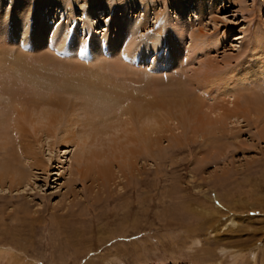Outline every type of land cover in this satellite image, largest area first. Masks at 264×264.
<instances>
[{
    "label": "rangeland",
    "instance_id": "374dc122",
    "mask_svg": "<svg viewBox=\"0 0 264 264\" xmlns=\"http://www.w3.org/2000/svg\"><path fill=\"white\" fill-rule=\"evenodd\" d=\"M200 1L203 10L191 15ZM29 3L37 12L26 19L25 37L13 11ZM181 3L186 8L179 13ZM0 10L11 16L0 19V60L3 51L22 50L31 62L18 64L9 56V63L0 62V116H8L20 98L29 101L21 106L30 113L20 119V131L13 124L0 126L11 138L9 145L0 141V168L7 160L8 171L22 177L0 181V264H264V106L261 112L254 107L257 95L264 98V74L253 84L238 76L257 66L264 52V0H180L178 5L174 0H0ZM177 13L194 24L185 25L183 34L174 28ZM44 16L52 33L62 32L65 39L47 50L33 42L34 24ZM193 29L204 35L186 59ZM119 33L117 48L103 44L102 63H111L117 50L133 68L103 72L90 65V42L96 37L108 42ZM130 41L133 53L126 49ZM154 43L156 48L148 49ZM138 46L147 47L149 55L140 51L141 58L134 59ZM174 46L184 56L179 61L173 60ZM40 53L50 60L42 61ZM74 72L139 88L153 81L150 90L165 94L182 81L207 102L204 111H238L223 131H195L197 119L188 128L179 120L183 113L199 118L193 107L183 111L182 98L164 97L153 110L159 120L152 122L161 126L153 134L157 144L143 150L137 140L126 141L135 133L125 114L117 116L126 103L100 90L93 94ZM71 85L85 93L74 95ZM50 98L65 100L76 112L43 117L46 110L60 112ZM90 104L101 110L95 118L102 132L98 140L57 145L61 137L90 133L92 117L84 109ZM87 145L99 153L97 159L80 155ZM128 148L135 154L128 155Z\"/></svg>",
    "mask_w": 264,
    "mask_h": 264
},
{
    "label": "bare ground",
    "instance_id": "6f19581e",
    "mask_svg": "<svg viewBox=\"0 0 264 264\" xmlns=\"http://www.w3.org/2000/svg\"><path fill=\"white\" fill-rule=\"evenodd\" d=\"M78 4L79 3H82V1L84 0H75ZM86 1H92V2H95L96 0H86ZM180 0H174V2L178 5ZM31 2V1H30ZM182 2V1H181ZM36 3V1H35ZM36 4L33 5V3H29L28 7L26 8L25 6H19L20 10L17 11H13L14 12V16H16L18 19H16L17 21L15 22L17 24V29H24V34H25V37H26V34L28 31H25L29 28V23H25L26 22V19L30 21L31 18H33V16L36 14L37 12V9L35 7ZM202 5H203V2L200 1V3L196 4V11L194 10V12H192L191 15H196L198 13V11L200 10H203L202 9ZM185 5H183L181 3V5H179L178 7V10H179V13L180 12H183L185 11ZM9 10V9H8ZM106 10V9H103V11ZM36 11V12H35ZM11 8L9 10V13H11ZM9 13H6V12H1L0 10V19L3 18L4 19V22L8 21V17L11 18L10 14ZM45 13V12H44ZM159 11L156 13V15H159ZM199 14V13H198ZM37 17V15H36ZM91 18V17H90ZM40 20H37V22L34 24L36 25V30L34 28V38H33V42L35 43V45H39L40 47H43L46 49V47L48 46V44H50L51 42L53 44H57L58 42H56V40L58 41H62L64 42L65 39L64 37L62 38V32H59L60 33H57V35H54L53 32V26L51 25V23H47L49 20H48V17L46 18L44 16V18H39ZM175 26L174 28H178V29H182L180 30L181 31V34H183V31L186 30L185 29V25H188L189 26H192L194 25L193 22L191 23H187L186 19L184 21L183 18L180 17V15L177 13V15L175 16ZM48 20V21H47ZM10 21V20H9ZM22 21V22H21ZM22 25H21V23ZM143 22V21H142ZM125 24H126V29L128 32V35H131L132 33V28L131 26L132 25H129L130 24V21H125ZM2 25V24H1ZM19 25V26H18ZM48 25V26H47ZM130 27V28H129ZM145 27V25H144ZM57 28V27H56ZM65 29V28H64ZM63 29V31H64ZM125 30V27H123V31ZM56 31V30H55ZM106 31V30H105ZM103 31V32H105ZM106 34V33H105ZM190 45L188 46V49H190V51L186 54L185 58H189L191 55L194 54V52L197 51V47H198V39L200 37H202L204 34L203 32H195L194 29L192 31H190ZM50 35H54L52 37V39L50 38ZM107 37V36H105ZM130 37V36H129ZM128 37V38H129ZM17 38V37H16ZM123 38V34L122 33H119L118 35H116L114 38L108 40L107 41H98L99 38L96 37L94 41H92V43L90 42V45H89V48L87 49V52H86V55L87 56H93L91 57L92 58V61L90 62V65H99V68H101L102 70L104 69L105 71L106 70H112V71H118L119 73L120 72H124L126 70H130L128 69V67H132L131 66V62H127V61H124L123 59H121L120 55H119V52L117 50H115V53L114 55L112 56V60H111V63H108V61L105 60L106 63H102V60H104V55H103V44L105 43V45L107 46L110 45L109 47L111 48H117L120 44H119V41ZM127 38V37H126ZM127 38V39H128ZM224 37L223 36H220L217 40L215 41H221ZM48 39V40H47ZM129 40V39H128ZM125 41V40H124ZM123 41V42H124ZM212 41V40H211ZM61 42V43H62ZM60 43V42H59ZM210 44H212L211 42H209ZM63 44V43H62ZM128 44V43H127ZM208 44V43H207ZM209 44V45H210ZM60 45V44H59ZM151 45L148 46V49H153L154 46H155V43L154 45ZM62 47V46H61ZM130 47H133L134 48V44L132 41H130V44L128 45V47L126 48L128 50V52H132V49H129ZM182 47V46H181ZM207 47V46H206ZM42 48V49H44ZM136 48V47H135ZM147 48V47H146ZM146 48L142 47V46H138L136 51H135V55H134V59L135 58H141V56H139V52H144L146 53L145 56H148L149 55V52L148 50H146ZM156 48V46H155ZM202 48V47H201ZM200 48V49H201ZM44 49V50H45ZM198 49V50H200ZM47 50V49H46ZM86 50V49H85ZM111 50V49H110ZM120 50V49H119ZM181 48L179 46H174L173 47V53H172V57H173V60L174 61H179V57L181 55H179V52ZM113 51V50H112ZM117 51V53H116ZM184 51V50H183ZM109 52V51H108ZM133 53V52H132ZM261 53V52H260ZM29 53H25L24 51H17L16 54H13L11 52H4L3 51V56L2 57V60H0V62H4L8 59L5 57H10L12 60H14L16 63L18 64H25V63H28L29 60L26 58L27 55ZM48 54V53H47ZM51 54V53H50ZM183 54V53H182ZM183 56V55H182ZM181 56V57H182ZM42 61H48L50 60L49 58V55H46L45 53H40V56H39ZM53 57V56H52ZM184 57V56H183ZM186 58V59H187ZM192 58V57H191ZM27 59V60H26ZM53 59V58H52ZM108 59V58H107ZM172 59V58H171ZM56 60V59H55ZM109 60V59H108ZM109 60V61H110ZM166 61H168V63H170V60L169 58L167 57V59L165 58ZM60 61V60H59ZM79 61V60H77ZM134 61V60H133ZM185 61V60H184ZM8 62V61H7ZM7 62L5 64H7ZM9 63V62H8ZM30 65H31V62H29ZM28 63V64H29ZM55 63V62H53ZM62 63V62H61ZM70 63V62H69ZM80 63V62H79ZM83 63V62H82ZM81 63V65H82ZM86 63V62H85ZM84 63V65H86ZM204 62H202V65H203ZM4 64V65H5ZM51 64V63H50ZM56 64V63H55ZM53 64V66L55 65ZM206 64V63H205ZM257 66H251L250 68H245V70H243L242 74H239V78L240 79H243L241 82H252L253 83H257L258 79L260 78L261 75L264 74V52L261 53L258 57V62H257ZM10 66V65H9ZM8 66V67H9ZM87 66V65H86ZM32 68V67H31ZM133 68V67H132ZM76 69V68H75ZM82 68L80 67V69L77 71H82L81 70ZM103 70V72H104ZM101 71V70H100ZM114 71V72H115ZM32 71H30L31 73ZM136 72V71H134ZM140 73V70L137 71ZM136 72V73H137ZM75 76L78 75L80 76V80H83L85 82L86 85H88L87 88H93V91L90 89V92L92 91L93 94H95L94 91H101L102 93H104L105 96H108L109 98H117V100H119L118 102H120V104L123 102V103H126V108L124 109V111H122L120 113V115H117V116H123L124 114L126 115V117L128 118L127 119V123H134V125L132 124V126H134V135L132 136H129L128 139L126 140L127 143L131 142V141H134V140H137L139 143H141L142 145V149H150L152 148L153 146H155V144H157V141L155 140L153 134H157L158 132H160L161 130H159L161 128L160 126V123L159 122H152V120H157V114L153 111L154 109L156 108H161L162 104L164 103V100L165 98L164 97H169V96H174V97H179L181 99V106H182V110H186L185 108H187L188 106H191L193 107V111L198 115L199 118H196V117H191L190 115L188 116L187 113H183L181 115V118L179 119L180 120V123H182V125L184 126V128H188L192 125L194 119H197V123L196 125H194L195 123H193V126H192V129H194L195 131H206L207 133H216V132H220V131H223L225 128H226V125H227V122L229 119H231L232 116L236 115L234 113V111L236 109H231L230 111H223L221 112L222 109H218L217 108V111L215 110V113L214 115H212L211 113H208L206 111H204L203 109L205 108L206 106V101L199 95L196 96V94L193 92L192 93V89H191V85L187 84V83H180V85L178 86V89H175L173 90L172 92H168V93H163V92H156L155 90H150L152 88H154V84H153V81H150L147 86L148 88H139V87H132L131 86H128V84H126L124 81H119V80H113L111 78H108V77H101V76H98L96 74H84V73H79L77 74V72H74ZM99 74V73H98ZM90 75V76H89ZM74 76V75H73ZM77 76V77H78ZM115 77V76H114ZM211 77V76H210ZM208 79V78H207ZM238 79V78H236ZM217 81H215V84L216 83H219V80L218 79H215ZM233 83L237 86L236 83H238L240 86H242L240 83V81H236L235 79L232 80ZM82 82V81H81ZM240 82V83H239ZM155 83V82H154ZM227 83V82H226ZM225 83V84H226ZM251 84V85H252ZM223 85V84H222ZM36 86V85H35ZM80 86V85H79ZM253 86V85H252ZM7 87V86H6ZM8 87L10 88L11 87V84L10 86L8 85ZM6 88L7 90L9 88ZM152 87V88H151ZM208 88V87H207ZM5 89V88H4ZM5 89V90H6ZM13 89V88H12ZM6 90V92H8ZM10 90V89H9ZM206 90V89H205ZM209 90V88H208ZM14 91V90H13ZM68 91L69 92H72L74 95L75 94H82V93H85L84 89H81L79 88L78 86H69L68 88ZM74 91V92H73ZM207 91V90H206ZM2 92V91H1ZM16 92V91H14ZM90 92L88 93V96L90 97ZM92 92H91V96H92ZM9 93V92H8ZM99 93V92H97ZM18 92L14 93V95H17ZM25 95V94H23ZM234 95V93L232 94ZM55 94L52 96L54 97ZM83 96H87L86 94H84ZM98 96V95H97ZM97 96H95V100L97 98ZM19 97V96H18ZM21 97V96H20ZM51 97V98H52ZM81 97V96H80ZM49 99L48 102L52 103V104H55L57 106H59L60 112H57V111H54V110H46V111H43V117L45 116L46 118L48 119H53L56 117V115L58 114H64L66 113L67 115H69L71 113V115H74V113L76 112V110L74 109V107L72 106V108H70L69 110V104L67 102H65V100H60L59 98H54V99H58L57 101L54 100V99ZM16 99H17V96H16ZM21 99V98H20ZM19 99V104H17L16 106H12L11 107V110H10V114L8 116L6 115H1L0 116V126H9L10 124H13L14 125V128L17 129L18 131L22 130L21 129V125L18 124L20 119L23 118V117H27V115H30L29 112L26 111V109L23 110V106H21V104H26V99L22 98L21 100ZM31 99V98H30ZM90 100V99H89ZM88 100V101H89ZM146 100L144 103L143 101ZM255 102V106L254 107H257L262 109V107L264 106V98H261L260 96L257 95ZM22 101H24L23 103H21ZM55 101V102H53ZM29 102V101H28ZM47 102V104H48ZM96 102V101H95ZM94 102V103H95ZM185 102V103H184ZM253 102V101H252ZM49 103V104H50ZM42 104V103H41ZM189 104H192V105H189ZM20 105V106H18ZM83 105V104H82ZM125 105V104H124ZM237 106V105H236ZM185 107V108H184ZM89 108V109H88ZM203 108V109H202ZM237 108V107H236ZM79 109V108H78ZM84 109L85 110H88V113L91 115V119L88 120L87 122V126H91L90 128V133L88 132L85 133L87 134L86 137H82V136H65V137H61V139L58 142L57 145H59V143H69V142H72L73 144L77 143L78 145L83 142V143H88V139H90L91 137L93 138V140H98V136L101 135L102 132H100L101 130L98 128L99 126L98 123L96 122L95 118H97L98 115H100V112L101 110L98 109L95 105L93 104H90L89 105H84ZM115 109V108H114ZM113 109V110H114ZM216 109V108H215ZM28 110V109H27ZM83 110V108L81 109ZM192 110V109H191ZM201 110L203 112V114L201 113ZM258 110V111H259ZM212 111V110H211ZM238 111V110H236ZM262 110H260L261 112ZM193 113V112H192ZM214 113V112H213ZM65 114V115H66ZM159 114V113H158ZM66 115V116H67ZM5 116V117H4ZM59 117H61L60 115H58ZM42 118V117H41ZM56 119V118H55ZM98 119V118H97ZM23 120V119H22ZM29 121V120H28ZM85 121V120H84ZM150 122V123H149ZM161 122V120H160ZM54 123V122H53ZM128 123V124H129ZM135 123H140L142 127L139 128L138 125H136ZM100 124V123H99ZM56 125V124H55ZM102 125V124H101ZM147 125V126H146ZM6 126V127H7ZM96 126V127H94ZM160 126V128H158ZM182 126V127H183ZM133 131V132H134ZM2 132V131H1ZM83 132V131H82ZM132 132V131H131ZM84 134V135H85ZM56 137V136H55ZM100 137V136H99ZM52 138V137H51ZM1 140H4V142L6 143V145H9V141L11 140L10 136L8 133H4L3 135L0 133V141ZM101 140V138H100ZM178 142V140H177ZM4 143V144H5ZM11 143V141H10ZM97 143V142H96ZM176 143V142H175ZM84 145V144H83ZM92 145V144H91ZM90 145V146H91ZM81 146V145H79ZM6 147V146H5ZM8 147V146H7ZM88 148H83L84 150L82 151L83 154H80L82 155L83 158H87L90 159V158H95L97 159L98 156H99V153L98 152H95L91 147H89V145H87ZM126 149V148H125ZM126 152H128L129 154L128 155H134L135 154V150L134 149H129L126 150ZM9 154V153H7ZM89 155L86 156V155ZM137 154V153H136ZM10 156V155H9ZM8 156V157H9ZM79 159V158H78ZM43 161V160H42ZM80 162V161H79ZM104 170V173H107L108 171V167H103L102 168V171ZM12 174V175H11ZM6 176H10L12 178V180L15 181V179H18V180H21L22 181V177L20 178L19 177V174L17 172H11L10 173V170L8 171V161L6 160L5 161V164L2 165V167L0 168V181L3 180V178H5ZM24 178V177H23ZM20 181V182H21ZM19 182V183H20Z\"/></svg>",
    "mask_w": 264,
    "mask_h": 264
}]
</instances>
